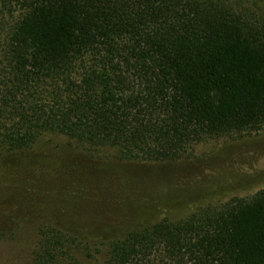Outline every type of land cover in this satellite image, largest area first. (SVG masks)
Returning <instances> with one entry per match:
<instances>
[{"label":"trees","instance_id":"16d2710c","mask_svg":"<svg viewBox=\"0 0 264 264\" xmlns=\"http://www.w3.org/2000/svg\"><path fill=\"white\" fill-rule=\"evenodd\" d=\"M255 1L0 0V171L25 153L24 212L60 207L106 230L119 223L96 264H264V189L148 220L160 171L75 156L31 165L56 134L168 175L191 165L195 144L264 128V0ZM38 234L34 264H88L77 236L48 222Z\"/></svg>","mask_w":264,"mask_h":264},{"label":"rangeland","instance_id":"374dc122","mask_svg":"<svg viewBox=\"0 0 264 264\" xmlns=\"http://www.w3.org/2000/svg\"><path fill=\"white\" fill-rule=\"evenodd\" d=\"M234 1H240L247 6L256 2ZM7 18L11 20L10 16ZM42 140L33 150L36 154H33L35 158H32L31 165L36 169L41 166L43 158L61 159L65 156H75L81 164L111 165L122 168L124 172L127 168L160 171L158 178L162 184L154 188L156 194L150 205L154 209L148 220L160 217L179 219L199 206L216 204L234 196L250 197L264 189V128L210 138L195 144L194 160L191 165L183 169L179 166L170 167L174 172L170 171L168 175L165 169L169 167L160 164L120 162L116 160L115 150L112 148H104L92 154L74 148L72 141L66 136L52 134ZM13 153L20 158L17 165H2L0 171V230L5 228L7 232L5 237L0 238V264H34L33 256L39 240V225L43 222L56 224L62 230L77 236L74 250L82 262L96 264L102 260L108 233L116 232L122 226L113 223L106 230L107 222L104 224L98 218L86 219L81 215L75 217L79 211L67 208L45 207L27 209L28 211L24 212L25 207L21 208L18 203H22L23 200L21 194L17 193L16 186L22 183L23 179L21 177L23 167H19L20 163L28 164L27 160H24L25 153ZM173 174L178 187L166 190L163 184Z\"/></svg>","mask_w":264,"mask_h":264}]
</instances>
